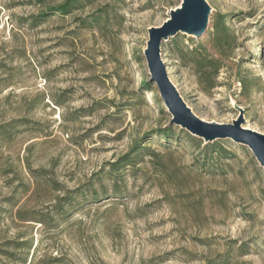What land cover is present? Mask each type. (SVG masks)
<instances>
[{
  "label": "rangeland",
  "instance_id": "rangeland-1",
  "mask_svg": "<svg viewBox=\"0 0 264 264\" xmlns=\"http://www.w3.org/2000/svg\"><path fill=\"white\" fill-rule=\"evenodd\" d=\"M64 1L0 0V264H216L222 255L220 264H264V173L251 151L219 139L230 155L211 174L189 144L166 149L154 137L180 127L154 84L144 88L143 52L149 31L184 1L95 0L34 23ZM204 2L200 37L161 42L164 72L199 119H241L264 134V0ZM100 9L106 31L85 21ZM218 14L231 32L224 48L207 38ZM173 40L219 60L215 87L178 58ZM136 142L143 152L114 195L110 164ZM101 188L106 195L81 203V192Z\"/></svg>",
  "mask_w": 264,
  "mask_h": 264
},
{
  "label": "trees",
  "instance_id": "trees-1",
  "mask_svg": "<svg viewBox=\"0 0 264 264\" xmlns=\"http://www.w3.org/2000/svg\"><path fill=\"white\" fill-rule=\"evenodd\" d=\"M93 2H95V0H65L57 7L50 8L42 12L38 16L37 21L34 23L40 24L42 22H45L50 19L52 15L58 17L66 16L72 13L73 10L85 9ZM107 18V11L100 9L95 13L90 14L85 21H88L89 25L91 26H98L101 31H106L107 25L109 23ZM207 38L211 40L212 43H214V46L216 48H224L225 45H229L231 32L228 24L226 23V18L224 15L218 14L211 19V21L209 22V27L207 29ZM173 43L178 58L180 60L189 61L196 68V71L199 75V81L201 83H205L206 87L208 88L215 87L218 72L223 67L222 64H220L219 60H215L213 58L208 59L209 56L206 54L202 44H198L195 46H183V43H178L175 40H173ZM241 82L242 84H244V81L241 80ZM152 84L153 83H151L150 81L144 82V88L148 91H152ZM154 135V137H158L159 141L161 140L159 142V145L165 147L166 149H169L168 145L173 140H178L180 142L189 144L196 152V162L200 163L201 169L205 171L207 170V172L211 174L217 171L218 168H220V160L223 157L230 155L228 152L229 150L224 146L227 141L223 142L222 140H215L213 142L204 143L202 139L191 135L182 128H178V131L176 132L171 126L170 128H163L157 131ZM161 142L164 144H161ZM142 147L143 146L141 145V142H136L121 160L110 164L109 174L113 175L112 179H114V184L111 191L114 195H118L124 192V189L120 188L121 186L119 184L118 178L121 176V172L125 170L127 166L133 167L135 164H137V157L143 152V150H141ZM230 153L232 154V152ZM106 192L107 190L105 188H101L99 192L95 190L81 192V203L88 201L87 198L90 199L89 201H96L99 199L100 194L106 195ZM71 201L69 202V206L67 207V209H61L57 213L60 218L65 217L69 209L73 207ZM79 201L76 202L78 203ZM76 202V206L80 205ZM39 221L40 224H46V221L43 219ZM229 255L230 253L225 256L228 257ZM212 263H223V255L215 258Z\"/></svg>",
  "mask_w": 264,
  "mask_h": 264
},
{
  "label": "water",
  "instance_id": "water-1",
  "mask_svg": "<svg viewBox=\"0 0 264 264\" xmlns=\"http://www.w3.org/2000/svg\"><path fill=\"white\" fill-rule=\"evenodd\" d=\"M183 1L185 10L169 12V17L160 26L149 31L147 46L143 52L149 81L154 84L166 111L171 115L170 124L179 126L204 142L229 139L247 147L264 172V134L243 128L241 119L226 125L199 119L183 102L164 72L159 55L161 42L177 33L198 38L208 25L209 8L204 0Z\"/></svg>",
  "mask_w": 264,
  "mask_h": 264
}]
</instances>
